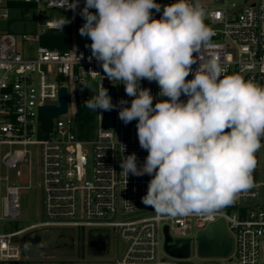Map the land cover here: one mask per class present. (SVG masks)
Here are the masks:
<instances>
[{"label": "built area", "instance_id": "built-area-1", "mask_svg": "<svg viewBox=\"0 0 264 264\" xmlns=\"http://www.w3.org/2000/svg\"><path fill=\"white\" fill-rule=\"evenodd\" d=\"M8 1L0 0V21L11 19L14 11L22 21L28 17L29 10L20 12L11 8ZM21 1L32 5L31 10L37 15L35 28L22 34L29 52L18 50L12 33H0V264H189L192 240L197 242L198 236L205 232L214 241L210 228L220 222L224 224L225 237L232 241V249L226 256H202L197 243L196 256L201 264H264V196L261 194L264 138L254 168L261 178L253 179V186L241 191L233 204L211 218L196 215L158 218L154 208L141 202L152 177L147 174L126 177L121 172L123 156L134 152L138 164H143L148 155L139 145L137 121L125 125L118 118L117 109L115 127L104 129V112H96V137L89 140L80 136L79 107L91 97V91L83 85L88 83L96 89L104 75L100 63L94 57L89 59L91 50L86 45L91 40L80 35L77 43L72 36V28L79 32L85 23L80 15L85 0L75 11L58 6L66 0ZM217 1L220 3L217 7L202 6L207 12L204 23L212 36L209 46L193 55H199L201 60L215 57L226 75L238 74L264 86V0ZM156 2L163 6L175 0ZM47 9L71 12V40L67 50L42 44L44 35L58 31L54 27L55 19L45 18ZM152 11L159 19L163 9L159 13ZM199 63L198 60L192 65L193 73ZM192 78L190 73L186 79ZM102 83L105 88L115 86L117 103L124 99L130 106L132 98L126 95L123 84L112 83L107 78ZM141 86L149 88L157 99H167L157 96L160 88L156 82L145 79ZM63 87L68 93L67 112L58 115L42 112L44 107L61 105ZM181 100L186 101L187 97L182 95ZM34 157L44 218L9 230V223L21 218L20 195L33 185ZM116 216L124 218L116 221ZM165 228L171 238L169 244L190 239L188 257H174L166 251ZM47 229L73 232L82 229L87 236L91 232L108 233L107 251L100 254L95 251L92 254L97 258L83 261H51L52 256L47 254H25L24 238ZM111 229L125 243L114 261L108 256Z\"/></svg>", "mask_w": 264, "mask_h": 264}, {"label": "clouds", "instance_id": "clouds-1", "mask_svg": "<svg viewBox=\"0 0 264 264\" xmlns=\"http://www.w3.org/2000/svg\"><path fill=\"white\" fill-rule=\"evenodd\" d=\"M78 3L58 6L75 11ZM161 9L155 18L152 10ZM80 15L85 23L79 34L91 40L89 59L104 73L98 88L83 85L94 92L84 106L99 113L118 109L125 125L137 121L139 145L148 155L143 164L134 152L123 156L120 167L126 177H152L143 205L154 208L158 218H211L250 189L264 138V86L226 75L215 57L193 55L211 41L205 9L195 0L163 6L156 0H85ZM70 22L60 14L54 27L63 32ZM104 78L124 85L130 106L124 99L113 103ZM145 79L156 82L157 96L167 99L142 87Z\"/></svg>", "mask_w": 264, "mask_h": 264}, {"label": "rangeland", "instance_id": "rangeland-1", "mask_svg": "<svg viewBox=\"0 0 264 264\" xmlns=\"http://www.w3.org/2000/svg\"><path fill=\"white\" fill-rule=\"evenodd\" d=\"M195 2H198L201 6H213L217 7L220 5V3L217 0H195ZM60 14L64 15L66 18L70 19L71 12L70 10H62V9H47L46 10V19H56ZM206 10H205V17L206 19ZM12 18L9 20H2L0 21V33L8 32L12 33L17 40L18 44V50L25 51L26 53L29 52V45L27 42H24L22 39V34L28 33L32 31L35 28L36 25V19L37 15L34 10L28 11V17L24 19L23 21L21 18H18V13L13 12ZM71 20V19H70ZM65 26L70 27L71 22ZM72 28V27H71ZM72 36L78 43L80 41V34L75 29L72 28ZM95 89V87L93 88ZM94 94V92L91 91V96ZM97 127L95 123L94 129ZM94 129L90 132V135L86 138L89 140H93L96 137V129ZM87 149L89 152H91V146L88 145ZM36 165L37 161L36 158H33V168L34 173L32 177V187L27 190L26 192L22 193L20 195V204H21V218L20 220L16 222H10L8 225L9 230H15L16 228H23L26 226H29L31 224L37 223L41 220H43V206H42V192L37 186V177H36ZM253 179L259 180L261 178L260 173H258V170H254L252 173ZM261 194L264 196V187L261 189ZM124 216H116L115 220L119 221L123 219ZM56 235V229H47L44 233V239L46 241L51 240ZM209 235L211 233L209 232ZM75 236H76V245L73 251L71 252H50L47 255L52 256L49 258L51 261H69L72 259L75 260H91L94 258H97L96 255L92 254L88 250L87 246V233L84 232L82 229H75ZM125 243L123 240L118 239L116 235V231L114 229L110 230V252H109V258L111 260H115L117 257V251L120 252L124 249ZM191 251L192 256L191 259L188 261L189 264H201V259L196 256L197 254V242L196 240H192L191 243ZM41 256V255H40Z\"/></svg>", "mask_w": 264, "mask_h": 264}, {"label": "water", "instance_id": "water-1", "mask_svg": "<svg viewBox=\"0 0 264 264\" xmlns=\"http://www.w3.org/2000/svg\"><path fill=\"white\" fill-rule=\"evenodd\" d=\"M109 94L112 97V101L114 104H117V90L115 86H109L108 88ZM61 105L59 107H44L42 112L44 113H51V114H63L66 113L68 110V93L67 88L63 87L61 89ZM116 114L117 109H113L112 111L104 112L103 120H102V127L104 129L114 128L116 125ZM256 165L258 162V155L256 153ZM214 241L207 236L205 232L201 233L197 238L198 243V250L200 255L202 256H226L232 249V241L230 238H226V230L224 227L223 222L218 224L212 225L210 228ZM166 231V242H165V249L166 251L174 257L179 258H186L189 256L190 253V239L183 240L178 239L175 241L174 244H169L171 242V238ZM69 233L72 235V230H60L56 231V235L58 233ZM45 231L38 230L34 233L27 235L23 240V250L24 253L27 255H39V254H48L54 250L56 245L49 244L44 239ZM223 242V243H220ZM178 244H181L178 246ZM108 248V240L106 239L100 249H97V252L100 254L102 252H106ZM65 252H71L70 248L65 249ZM91 253H95L94 250L90 249Z\"/></svg>", "mask_w": 264, "mask_h": 264}, {"label": "trees", "instance_id": "trees-1", "mask_svg": "<svg viewBox=\"0 0 264 264\" xmlns=\"http://www.w3.org/2000/svg\"><path fill=\"white\" fill-rule=\"evenodd\" d=\"M83 0H79L81 8ZM8 5L20 12L33 9V6L21 0H10ZM71 30L70 27L64 26L63 32H49L42 37V44L53 49L67 50L70 47ZM95 111H91L84 105L79 107L78 122L80 123V136L88 137L95 127Z\"/></svg>", "mask_w": 264, "mask_h": 264}, {"label": "flooded vegetation", "instance_id": "flooded-vegetation-1", "mask_svg": "<svg viewBox=\"0 0 264 264\" xmlns=\"http://www.w3.org/2000/svg\"><path fill=\"white\" fill-rule=\"evenodd\" d=\"M108 233L105 232H91L87 236V246L88 250L90 249L97 251V249H100L104 243V241L107 239ZM49 244H54L56 247L52 252H65V249L70 248L71 251L74 250L76 245V236L75 232H72V235L70 236L69 233H58L57 236H55L53 239L46 241Z\"/></svg>", "mask_w": 264, "mask_h": 264}]
</instances>
